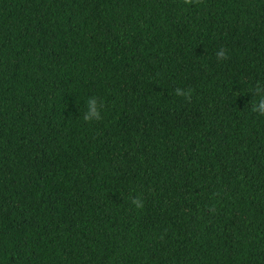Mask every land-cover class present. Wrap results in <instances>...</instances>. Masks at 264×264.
Wrapping results in <instances>:
<instances>
[{
	"label": "trees",
	"instance_id": "16d2710c",
	"mask_svg": "<svg viewBox=\"0 0 264 264\" xmlns=\"http://www.w3.org/2000/svg\"><path fill=\"white\" fill-rule=\"evenodd\" d=\"M258 86L264 0H0V264H264Z\"/></svg>",
	"mask_w": 264,
	"mask_h": 264
},
{
	"label": "clouds",
	"instance_id": "9594fccd",
	"mask_svg": "<svg viewBox=\"0 0 264 264\" xmlns=\"http://www.w3.org/2000/svg\"><path fill=\"white\" fill-rule=\"evenodd\" d=\"M215 56L218 62L226 61L229 58L228 49L220 47L218 51L215 52ZM257 93V100L253 103V111L259 115L264 116V87L258 86L255 89ZM177 97H183L185 100L191 99V89L184 91L181 88H177L175 91ZM104 102L98 99L97 96L91 95L85 101V110L82 115V120L86 124H91L100 121L102 117ZM140 205L138 204V207Z\"/></svg>",
	"mask_w": 264,
	"mask_h": 264
}]
</instances>
